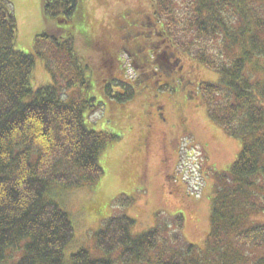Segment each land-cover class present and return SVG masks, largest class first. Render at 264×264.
<instances>
[{
    "label": "trees",
    "instance_id": "obj_1",
    "mask_svg": "<svg viewBox=\"0 0 264 264\" xmlns=\"http://www.w3.org/2000/svg\"><path fill=\"white\" fill-rule=\"evenodd\" d=\"M152 1L155 19L148 9L130 11L143 18L133 19L121 46H114L128 51L130 40L144 34L146 61L137 58L142 70L131 86L177 81L241 145L215 177L203 241L185 239L180 215L134 232L135 220L120 213L101 219L92 251L68 249L75 226L61 193L100 179V157L117 136L88 127L86 117L101 106L93 95L66 94L76 85L91 87L71 35H36L35 55L52 81L32 87L35 57L16 47V18L8 0H0V264H264V215L257 217L264 214V0ZM76 4L43 0V17L56 19L57 26L70 19ZM40 38L47 41L45 52ZM109 42L98 43L112 49ZM139 44L130 51L137 53ZM183 56L190 60L187 69ZM110 60L106 53L100 58L104 75L122 70ZM201 66L216 79H202ZM95 79L101 91V79Z\"/></svg>",
    "mask_w": 264,
    "mask_h": 264
},
{
    "label": "rangeland",
    "instance_id": "obj_2",
    "mask_svg": "<svg viewBox=\"0 0 264 264\" xmlns=\"http://www.w3.org/2000/svg\"><path fill=\"white\" fill-rule=\"evenodd\" d=\"M8 2L17 21L16 47L35 57L32 87L36 89L52 81L43 58L35 55L36 35L45 31L61 32L63 37L72 35L76 55L83 64L91 65L87 67L91 87L86 90L76 85L66 94L75 90L83 96L93 95L101 106L89 118L85 113L88 127L117 136L108 142L100 157L104 171L100 179L61 193L75 226V237L68 249L86 247L92 251L90 246L95 242L94 232L101 219L120 213L135 220L134 232L158 223H171L180 215L185 239L201 243L210 227L215 177L235 160L241 145L208 117L203 102L183 93L180 85L175 84L177 81L166 84L161 80V85L153 87L146 83L130 86L135 70H142L137 58H145L144 34H136L130 40L134 45H129L128 51L114 46L125 40L123 34L131 31L133 19L143 18V13L129 12L144 7V0H77L70 19L57 26L55 19H44L43 0ZM105 38L110 39L112 49L99 46L98 42ZM46 42L40 38L43 52ZM137 42V53H133L130 50ZM123 52L127 57L136 56L135 60L129 62ZM105 53L111 57L109 64L117 69L122 67L121 71L113 69V74L104 75L106 67L100 64V58ZM183 57V68L187 69L190 60ZM197 73L204 80L216 79L203 66ZM95 77L103 82L101 91L95 89ZM185 87L188 89L189 84L182 89ZM126 90L130 94L123 103L110 101L114 98L109 94ZM263 215H258V220Z\"/></svg>",
    "mask_w": 264,
    "mask_h": 264
}]
</instances>
